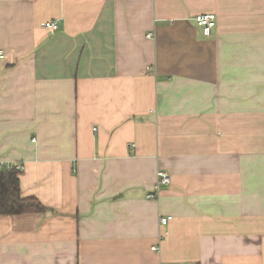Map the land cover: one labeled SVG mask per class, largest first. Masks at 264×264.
I'll return each mask as SVG.
<instances>
[{
  "label": "crops",
  "instance_id": "1",
  "mask_svg": "<svg viewBox=\"0 0 264 264\" xmlns=\"http://www.w3.org/2000/svg\"><path fill=\"white\" fill-rule=\"evenodd\" d=\"M0 50V166L48 207L0 264H264V0H0Z\"/></svg>",
  "mask_w": 264,
  "mask_h": 264
},
{
  "label": "trees",
  "instance_id": "2",
  "mask_svg": "<svg viewBox=\"0 0 264 264\" xmlns=\"http://www.w3.org/2000/svg\"><path fill=\"white\" fill-rule=\"evenodd\" d=\"M21 170L0 166V215H15L48 210L37 197L23 196L20 188Z\"/></svg>",
  "mask_w": 264,
  "mask_h": 264
},
{
  "label": "built area",
  "instance_id": "3",
  "mask_svg": "<svg viewBox=\"0 0 264 264\" xmlns=\"http://www.w3.org/2000/svg\"><path fill=\"white\" fill-rule=\"evenodd\" d=\"M194 19L197 22V24L202 28L203 33L207 36L211 35V33L213 32V29L216 27V24H217V17H216V14L214 12L197 14L194 17ZM59 23H60V19L58 18V19H54V20H50V21L45 22L44 26L47 28H52L54 30H57L59 28ZM147 37L150 38V37H152V35L148 34ZM4 57H5V53L3 52V50H0V58H4ZM147 69H148V71H150L152 68L147 67ZM10 167H15L19 170L23 169L22 165L7 166V168H10ZM171 182H172V176H171L170 172H168L164 169H159L157 171L156 184H155L154 188L151 190V192L148 194V198L149 199L158 198V196L160 195V192L162 191V188L170 185ZM172 219H173V215H171V214L162 215V216H160V223H161V225L166 226ZM152 248L154 250L160 249L158 245H155ZM171 264H187V263L174 262Z\"/></svg>",
  "mask_w": 264,
  "mask_h": 264
}]
</instances>
